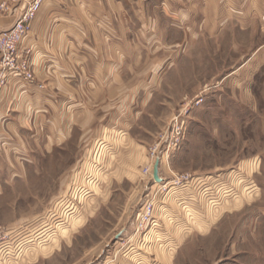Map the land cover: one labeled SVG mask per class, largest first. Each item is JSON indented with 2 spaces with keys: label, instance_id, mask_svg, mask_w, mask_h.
<instances>
[{
  "label": "rangeland",
  "instance_id": "374dc122",
  "mask_svg": "<svg viewBox=\"0 0 264 264\" xmlns=\"http://www.w3.org/2000/svg\"><path fill=\"white\" fill-rule=\"evenodd\" d=\"M9 1L0 8L6 10ZM208 1L211 7L217 0ZM232 54V47L225 46L219 56L224 65L218 60L208 66L210 74L214 67L224 70L202 78L198 86V78L182 73L145 90V111L129 130V142L112 144L119 150L134 148L141 156L135 165L125 168L115 151L104 148L107 157L98 159L102 170L90 179L86 160V173L70 181L75 160L69 144L47 164L37 161L28 175H0V224L28 231L22 245L0 264H264V227L258 228V238L243 239L250 228L246 206L255 197L252 182L263 165L252 158L264 147V110L250 90H232ZM199 99L204 101L197 104ZM193 103L182 143L163 159L165 183L154 187L155 179L141 164L158 144V153L167 149L163 132ZM61 169L64 173L57 174ZM127 169L132 174L124 173ZM187 174L188 189L167 185L174 175L185 180ZM200 179L217 196L215 202L203 196ZM148 200L157 204L155 224L142 220ZM234 209L243 213L233 217ZM234 227L240 229L237 248L242 255L232 251Z\"/></svg>",
  "mask_w": 264,
  "mask_h": 264
},
{
  "label": "crops",
  "instance_id": "0c3cea01",
  "mask_svg": "<svg viewBox=\"0 0 264 264\" xmlns=\"http://www.w3.org/2000/svg\"><path fill=\"white\" fill-rule=\"evenodd\" d=\"M26 4L10 0L6 10L0 8V32L13 26ZM225 46L233 53L232 90H250L264 110V0H217L211 7L208 0H45L21 44L30 50L35 80L10 78L0 92V175H28L37 161L47 164L69 144L75 160L70 181L86 173V160L90 179L102 170L104 148L115 151L125 168L135 165L141 156L134 148L112 144L129 142V130L145 111V90L182 73L198 78L195 86L217 77L225 66L212 74L208 66L221 60ZM254 158L263 165L246 206L248 240L264 227V147ZM149 162L147 155L141 167ZM161 185L155 180L153 186ZM239 232L234 227L232 251L242 255Z\"/></svg>",
  "mask_w": 264,
  "mask_h": 264
},
{
  "label": "built area",
  "instance_id": "2783aa9c",
  "mask_svg": "<svg viewBox=\"0 0 264 264\" xmlns=\"http://www.w3.org/2000/svg\"><path fill=\"white\" fill-rule=\"evenodd\" d=\"M13 1H16L17 3L22 0ZM44 1L45 0H27L26 7L18 16L13 26L0 33V88L6 85L7 80L11 75L23 78L29 82L35 80V73L29 56L30 50H22L21 44L28 36L32 23L36 19ZM3 6H6L5 3ZM203 101L204 99H199L197 104H201ZM189 106H191L189 110L186 109V112L183 111L185 113L181 111L179 114L175 115L167 130L163 132L161 142L167 143V149L158 153L157 150L161 149L160 144L155 147L153 154H150L149 156V164L144 168V173L146 175L154 178L153 171L156 161L159 160L161 169V165L164 164L163 159L168 158L170 153L177 149L182 143L186 133L187 120L185 117L195 105L193 103L191 105L189 104ZM160 176L163 178V181L160 184L165 183V179L161 173ZM186 178L187 179L183 180L179 178V176L174 175V180H171L167 185H170L173 189L182 188V185H184V189H186L187 187H190L188 184L190 175L187 174ZM199 183V188L203 191L205 199L209 200L211 203L215 202L217 196L208 190L209 187H204V181L202 179H200ZM167 185H164V187H167ZM156 211V202L154 200H148L144 208L142 220L155 224V222H157ZM27 232L26 229L20 231L19 228H12L0 224V261L13 255L17 248L22 245L23 240H25L23 238L27 235Z\"/></svg>",
  "mask_w": 264,
  "mask_h": 264
},
{
  "label": "water",
  "instance_id": "95a60500",
  "mask_svg": "<svg viewBox=\"0 0 264 264\" xmlns=\"http://www.w3.org/2000/svg\"><path fill=\"white\" fill-rule=\"evenodd\" d=\"M153 175H154V179L157 182H162L163 181V178L160 176V162H159V160H157L155 165H154Z\"/></svg>",
  "mask_w": 264,
  "mask_h": 264
}]
</instances>
